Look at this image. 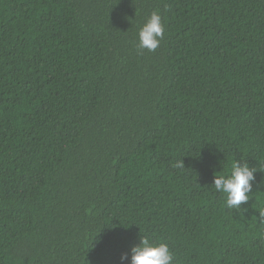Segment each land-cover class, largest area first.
<instances>
[{"label":"trees","instance_id":"trees-1","mask_svg":"<svg viewBox=\"0 0 264 264\" xmlns=\"http://www.w3.org/2000/svg\"><path fill=\"white\" fill-rule=\"evenodd\" d=\"M262 211L264 0H0V264H264Z\"/></svg>","mask_w":264,"mask_h":264},{"label":"clouds","instance_id":"clouds-1","mask_svg":"<svg viewBox=\"0 0 264 264\" xmlns=\"http://www.w3.org/2000/svg\"><path fill=\"white\" fill-rule=\"evenodd\" d=\"M164 26L161 16L154 11L138 32V50L155 51L163 38ZM174 167L184 168L183 160ZM256 168L247 162L234 161L229 166L227 175H214L212 186L226 196V206L229 209L240 208L247 204L253 183L256 180ZM264 214V211H262ZM129 254H122L120 264H173V254L166 243H153L147 237H141L140 243L134 245Z\"/></svg>","mask_w":264,"mask_h":264}]
</instances>
